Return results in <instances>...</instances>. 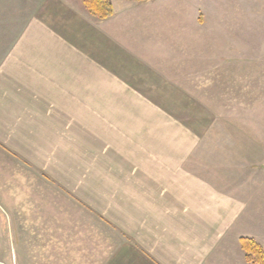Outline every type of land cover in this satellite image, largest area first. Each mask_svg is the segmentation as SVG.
I'll return each mask as SVG.
<instances>
[{
    "label": "crops",
    "instance_id": "crops-1",
    "mask_svg": "<svg viewBox=\"0 0 264 264\" xmlns=\"http://www.w3.org/2000/svg\"><path fill=\"white\" fill-rule=\"evenodd\" d=\"M112 4L104 20L79 0H41L25 19L17 1L4 14L0 4V209L12 239H105L90 264H250L240 241L264 248V162L202 151L216 114L200 89L226 60L191 55L194 21L178 30L172 13L156 28L154 3ZM198 29L207 48L240 35Z\"/></svg>",
    "mask_w": 264,
    "mask_h": 264
},
{
    "label": "rangeland",
    "instance_id": "rangeland-1",
    "mask_svg": "<svg viewBox=\"0 0 264 264\" xmlns=\"http://www.w3.org/2000/svg\"><path fill=\"white\" fill-rule=\"evenodd\" d=\"M0 1L2 14L5 13V8L14 6L15 1L19 11L22 7L36 8L41 2V0ZM148 3H154L157 5L155 8L160 9L155 12L157 15L161 13L160 19L153 20V27L169 28V20L174 18L172 13H176L175 23L178 30L190 29L192 27L190 24L194 21L195 41L190 48L194 58L206 57L212 60L210 65L222 58L226 60L221 73H210L209 78L205 79L207 84L200 89V92L206 95L202 102L210 108L206 109L216 114L210 116L212 125L205 137L211 142L208 144L210 147L202 151L210 156L233 160L235 157L237 159L243 157L241 160L245 162L252 158L255 163L247 165L260 167L257 161L264 162V148H257L256 145H264V0H152ZM83 8L86 10L85 6ZM155 8L149 10L154 11ZM27 9L23 10L27 12L23 19L30 12ZM198 28L215 31L220 28L235 29L240 35L234 36L238 39L237 44H231L228 40L217 42L215 37V42L210 41L208 49L205 41L209 37L200 35ZM167 30L168 33L171 32L170 29ZM239 46L242 48L240 52L236 50ZM251 49L255 51L251 52ZM206 69L203 67L202 70ZM208 80L211 81L210 84ZM218 81H221V84H218ZM234 84L236 87H249L250 91L245 94L239 93L240 91L233 92L231 89ZM198 95L201 96L199 91ZM219 145L225 147H218ZM260 158L261 160H258ZM11 231L8 215L0 209V264H90L91 248L96 246L98 253L104 252L105 247V239H12ZM25 234L24 232L23 235ZM93 241H96L95 244ZM261 248L264 252V248L262 246ZM75 255H81L80 260L79 258L75 260ZM98 258L96 264H102L104 254H100Z\"/></svg>",
    "mask_w": 264,
    "mask_h": 264
},
{
    "label": "trees",
    "instance_id": "trees-1",
    "mask_svg": "<svg viewBox=\"0 0 264 264\" xmlns=\"http://www.w3.org/2000/svg\"><path fill=\"white\" fill-rule=\"evenodd\" d=\"M138 4L152 0H128ZM86 10L95 18L104 20L114 15L112 0H81ZM241 247L246 254L247 261L253 264H264V252L261 246L253 239L242 238Z\"/></svg>",
    "mask_w": 264,
    "mask_h": 264
}]
</instances>
